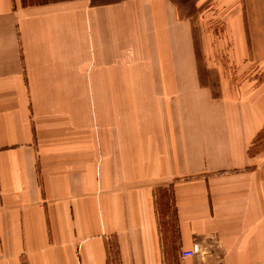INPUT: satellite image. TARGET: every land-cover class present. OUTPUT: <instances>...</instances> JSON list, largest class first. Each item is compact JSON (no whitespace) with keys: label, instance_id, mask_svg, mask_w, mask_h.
<instances>
[{"label":"crops","instance_id":"obj_1","mask_svg":"<svg viewBox=\"0 0 264 264\" xmlns=\"http://www.w3.org/2000/svg\"><path fill=\"white\" fill-rule=\"evenodd\" d=\"M198 7L0 0V264H264V0Z\"/></svg>","mask_w":264,"mask_h":264},{"label":"rangeland","instance_id":"obj_2","mask_svg":"<svg viewBox=\"0 0 264 264\" xmlns=\"http://www.w3.org/2000/svg\"><path fill=\"white\" fill-rule=\"evenodd\" d=\"M49 1H53V0H25V3L27 4H35V3H43V2H49ZM105 2L108 1H113V0H103ZM174 2L177 4V6L180 9L181 15L183 16H189V17H194L196 19V23H198V20L200 18V16L202 17V13H201V9L200 7H198V0H174ZM198 26V24H197ZM247 75V72L243 73V80L245 79ZM217 77L215 76V74L211 75V80L210 82L213 84V86H217ZM256 79L255 83L258 84L257 82L261 84H263V79H264V66L261 67L259 73L257 75H255L254 77ZM246 83V82H245Z\"/></svg>","mask_w":264,"mask_h":264},{"label":"built area","instance_id":"obj_3","mask_svg":"<svg viewBox=\"0 0 264 264\" xmlns=\"http://www.w3.org/2000/svg\"><path fill=\"white\" fill-rule=\"evenodd\" d=\"M197 255V251H184L180 253L181 259L186 260L189 258H194Z\"/></svg>","mask_w":264,"mask_h":264}]
</instances>
